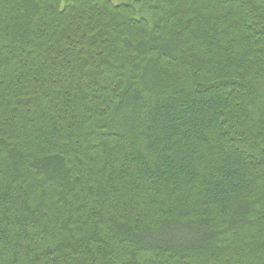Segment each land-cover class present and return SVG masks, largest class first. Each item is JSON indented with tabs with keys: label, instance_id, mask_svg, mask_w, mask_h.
I'll return each instance as SVG.
<instances>
[{
	"label": "trees",
	"instance_id": "obj_1",
	"mask_svg": "<svg viewBox=\"0 0 264 264\" xmlns=\"http://www.w3.org/2000/svg\"><path fill=\"white\" fill-rule=\"evenodd\" d=\"M0 264H264V0H0Z\"/></svg>",
	"mask_w": 264,
	"mask_h": 264
},
{
	"label": "rangeland",
	"instance_id": "obj_2",
	"mask_svg": "<svg viewBox=\"0 0 264 264\" xmlns=\"http://www.w3.org/2000/svg\"><path fill=\"white\" fill-rule=\"evenodd\" d=\"M112 1H113L114 3H119V2H121V0H112ZM172 3H173V2L171 1L169 6H172ZM173 4H174V3H173ZM27 146L29 147V145H27ZM136 165H138V164H136ZM136 165H135V166H136ZM168 206H169V205H168ZM168 206L162 208V210H166L165 213H167V212H168V213H171L170 211H167V210H169V209H166V208H168ZM168 213H167L166 215H169ZM163 214H164V213H163ZM170 215H171V214H170Z\"/></svg>",
	"mask_w": 264,
	"mask_h": 264
}]
</instances>
